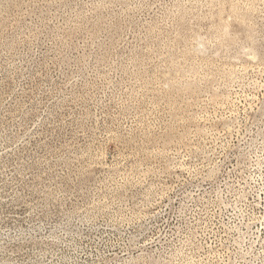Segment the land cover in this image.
<instances>
[{
    "label": "rangeland",
    "instance_id": "rangeland-1",
    "mask_svg": "<svg viewBox=\"0 0 264 264\" xmlns=\"http://www.w3.org/2000/svg\"><path fill=\"white\" fill-rule=\"evenodd\" d=\"M0 264H264V0H0Z\"/></svg>",
    "mask_w": 264,
    "mask_h": 264
}]
</instances>
